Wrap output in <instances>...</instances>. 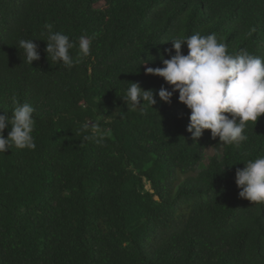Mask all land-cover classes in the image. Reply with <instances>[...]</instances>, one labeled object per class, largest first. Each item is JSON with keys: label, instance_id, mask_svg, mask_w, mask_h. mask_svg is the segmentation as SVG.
I'll return each mask as SVG.
<instances>
[{"label": "trees", "instance_id": "1", "mask_svg": "<svg viewBox=\"0 0 264 264\" xmlns=\"http://www.w3.org/2000/svg\"><path fill=\"white\" fill-rule=\"evenodd\" d=\"M45 24L75 43L73 67L48 56ZM196 33L264 57V0H0V114L13 98L33 106L36 144L0 153V264H264V203L235 183L264 156V116L239 146L210 131L193 141L178 92L160 101L170 87L146 74L173 37ZM133 82L153 107L124 101ZM94 128L100 143L85 139Z\"/></svg>", "mask_w": 264, "mask_h": 264}, {"label": "clouds", "instance_id": "2", "mask_svg": "<svg viewBox=\"0 0 264 264\" xmlns=\"http://www.w3.org/2000/svg\"><path fill=\"white\" fill-rule=\"evenodd\" d=\"M47 31L46 52L54 62H63L71 68L76 61L71 49L76 45L68 35L53 32L51 24H45ZM172 49L167 50L170 58L162 57L163 67H146V74L163 78L171 90L161 87L157 93L160 101L171 103L178 92V100L190 110L187 131L193 141H198L205 131H210L213 139L221 144L239 146L247 141L245 130L248 122L256 124L264 116V57L241 50L229 54L227 45L217 40L216 34L188 37L178 36L170 40ZM186 45L188 52L183 54ZM26 61H39L40 53L34 40L19 41ZM79 51L83 57L91 52V38L79 37ZM174 52V54H173ZM156 104L153 90H144L138 83H130L126 90V103L134 107ZM14 110L9 117L0 114V153L14 146L18 149H35L33 137L35 109L28 103L20 104L13 98ZM141 107V106H139ZM10 126L7 138L4 132ZM84 129L88 125H83ZM100 143L102 137L97 129L91 136ZM243 169H237L235 183L240 189L239 197L252 203H264V156L249 160Z\"/></svg>", "mask_w": 264, "mask_h": 264}, {"label": "rangeland", "instance_id": "3", "mask_svg": "<svg viewBox=\"0 0 264 264\" xmlns=\"http://www.w3.org/2000/svg\"><path fill=\"white\" fill-rule=\"evenodd\" d=\"M213 156H218V157L223 156V146L222 145L209 148L205 151L203 166H206L209 163L210 158Z\"/></svg>", "mask_w": 264, "mask_h": 264}]
</instances>
